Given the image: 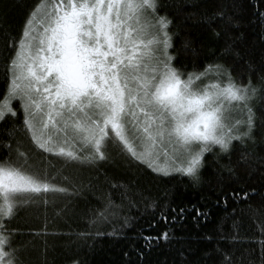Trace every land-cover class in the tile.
<instances>
[{"label":"snow or ice","instance_id":"6c2138e0","mask_svg":"<svg viewBox=\"0 0 264 264\" xmlns=\"http://www.w3.org/2000/svg\"><path fill=\"white\" fill-rule=\"evenodd\" d=\"M165 7L159 0H44L29 13L18 38L3 37L12 54L6 58L0 125L15 122L18 112L13 105L19 103L23 129L35 149L65 164L106 163L111 144L158 176L180 174L197 184L209 170L217 177H232L234 164L264 166V160L256 161L254 148H248L256 145L257 132L264 137V117H257L249 107L255 99L264 101V75H259L264 73V62L247 64L249 73L259 75V87L251 78L247 84L238 83L234 69L218 62L205 65L202 72L182 71L173 65L177 57L169 53L173 21L158 15ZM241 7V0H191L182 10L195 9L188 19L199 13V25L225 45L220 56L240 64L244 62L240 44L230 33L239 31ZM258 20L264 27V12L258 13ZM184 47L187 50L188 44ZM205 80L214 82L205 84ZM237 104L246 119L228 122L226 116ZM258 111L264 114V105ZM17 131L5 128V136L13 139ZM4 147L9 155L0 161V264H23L19 250L12 246L17 233L9 227L16 211L27 203L22 197L68 190L51 183L56 177H49L45 168L30 164L19 144L15 149L8 143ZM112 187L129 193L124 185ZM229 195L247 200L250 193L238 189ZM223 202L227 206V197ZM128 203L135 206L131 198ZM114 207L109 198L92 223L106 221ZM148 207L155 211L158 205L152 202ZM160 209L158 218L166 225L183 222L190 213L194 223H207L210 215L195 205L164 204ZM141 239L143 251L133 246L132 252L143 261L145 253L162 242L172 244L182 238L166 230ZM178 252L181 257L195 255L187 247ZM208 255L219 257L217 264H264V247L255 258L252 253L229 254L218 246Z\"/></svg>","mask_w":264,"mask_h":264},{"label":"trees","instance_id":"16d2710c","mask_svg":"<svg viewBox=\"0 0 264 264\" xmlns=\"http://www.w3.org/2000/svg\"><path fill=\"white\" fill-rule=\"evenodd\" d=\"M43 2L0 0V101L6 90V58L12 54L5 48L3 37L7 34L13 39L18 38L29 13ZM190 2L159 0L166 7L158 15L173 21V25L169 26L170 34H173V48L169 49V53L177 57L173 65L192 73L202 72L205 65L218 62L234 69L232 76L238 83L247 84L251 78L253 84L259 87L262 83L259 75L264 73H249L247 64L259 66L264 62V27L258 20V13L264 12V4L260 0H241L242 7L238 9L240 28L230 33L238 38V51L244 57V62L237 64L220 56L225 45L215 42L211 33L199 25V13L188 19L196 10H182V6ZM186 43L187 50L184 47ZM213 52L215 55H212ZM251 104L256 116L264 117L258 111L264 101L255 99ZM13 106L18 112L15 122L0 125V161L9 155L5 143L11 144L14 149L19 144L20 151L27 154L30 164L45 168L49 177H56L50 180L51 183L68 190L67 193L48 192L22 197L27 203L16 211L9 227L17 233L12 237V246L19 250L23 264H130V261H136V264H187V260L194 261V264H217L219 257L213 255L209 258L208 255L217 246L238 256L242 253H252L253 258L260 255L264 247V234L261 233L264 227V166L259 163L251 166L234 164L236 172L232 177H217L209 170L197 184L180 174L158 176L146 166L121 154L111 144L107 147L109 160L106 163L96 166L65 164L35 149L23 129L19 103L14 102ZM10 127L18 130L13 139L5 136V128ZM255 139L256 145L249 144L248 148H254L255 159L260 162L264 160V137L257 132ZM11 158L17 160L15 152ZM207 159H213L211 154ZM47 161L51 162L50 167ZM64 177L68 178L67 181ZM113 184L126 186L129 193H125L124 188H113ZM238 189L250 193L247 200H233L229 193ZM224 197H227V206L223 202ZM109 198L116 206L109 209L114 214L108 215L106 221L93 224L97 212L105 210ZM129 198L135 206L129 205ZM152 202L158 205L155 211L148 207ZM164 204L177 208L195 205L210 215L207 223H194L190 213L183 222L166 225L158 218L160 206ZM168 215L171 217L170 212ZM153 223L156 226L151 228ZM166 230L173 231L177 238L182 239L172 244L162 242L150 253H145L143 261L138 260L132 247L143 251L141 236H157ZM97 231L103 235H95ZM205 236H211L212 243L204 240ZM185 247L195 255L189 257L185 253L181 257L178 250ZM125 253L129 254L128 257Z\"/></svg>","mask_w":264,"mask_h":264},{"label":"rangeland","instance_id":"374dc122","mask_svg":"<svg viewBox=\"0 0 264 264\" xmlns=\"http://www.w3.org/2000/svg\"><path fill=\"white\" fill-rule=\"evenodd\" d=\"M214 81H210V80H205L204 83L207 84V83H212ZM242 106H240L239 104L236 105V108L231 112L230 115H227L226 116V120L228 122H234L236 120H244L246 119V113H244L241 109ZM249 107L252 108V104L250 102L249 104Z\"/></svg>","mask_w":264,"mask_h":264}]
</instances>
